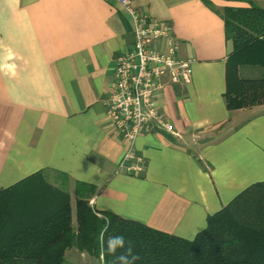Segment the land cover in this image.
Instances as JSON below:
<instances>
[{"label":"crops","instance_id":"crops-1","mask_svg":"<svg viewBox=\"0 0 264 264\" xmlns=\"http://www.w3.org/2000/svg\"><path fill=\"white\" fill-rule=\"evenodd\" d=\"M132 1L170 28L180 57L193 61L191 83L168 84L157 97L176 134L142 133L145 171L119 172L127 145L105 100L135 38L115 0H0V189L41 173L73 209L82 183L96 211L192 240L208 217L264 183V105L227 108L231 45L220 15L264 9V0ZM240 74L259 76L253 67Z\"/></svg>","mask_w":264,"mask_h":264},{"label":"trees","instance_id":"trees-1","mask_svg":"<svg viewBox=\"0 0 264 264\" xmlns=\"http://www.w3.org/2000/svg\"><path fill=\"white\" fill-rule=\"evenodd\" d=\"M220 15L231 45L227 108L264 105V9L226 7ZM242 67L257 69L259 76L242 77ZM86 188L77 185L75 220L70 195L41 173L0 189V264H64L73 248L102 259L100 264H117L105 248L108 238L118 235L131 242L132 253L139 257H129V264H264V183L249 187L208 217L206 229L192 240L98 212Z\"/></svg>","mask_w":264,"mask_h":264},{"label":"built area","instance_id":"built-area-1","mask_svg":"<svg viewBox=\"0 0 264 264\" xmlns=\"http://www.w3.org/2000/svg\"><path fill=\"white\" fill-rule=\"evenodd\" d=\"M115 2L131 18L135 41L117 59L113 91L105 100L106 116L127 145L119 172L140 177L147 162L137 152V140L142 133L157 130L176 134L157 97L168 84H190L193 61L180 57L176 37L161 21L138 12L132 0Z\"/></svg>","mask_w":264,"mask_h":264},{"label":"clouds","instance_id":"clouds-1","mask_svg":"<svg viewBox=\"0 0 264 264\" xmlns=\"http://www.w3.org/2000/svg\"><path fill=\"white\" fill-rule=\"evenodd\" d=\"M121 249H124L125 251L117 256L116 253ZM105 250L107 254L116 257L117 264H129V257H131V261L139 259L137 255L132 253L131 242H126L125 237L122 235L109 237L106 242Z\"/></svg>","mask_w":264,"mask_h":264},{"label":"rangeland","instance_id":"rangeland-1","mask_svg":"<svg viewBox=\"0 0 264 264\" xmlns=\"http://www.w3.org/2000/svg\"><path fill=\"white\" fill-rule=\"evenodd\" d=\"M50 182L55 184V180L53 179H50ZM56 184L59 185L58 182H56ZM63 186L66 187L65 182ZM73 214H74V220H75V202H73ZM101 261L102 259L101 260L96 259L90 256L88 253L80 252L76 248H73V249L68 250V252L66 253L64 264H100Z\"/></svg>","mask_w":264,"mask_h":264}]
</instances>
